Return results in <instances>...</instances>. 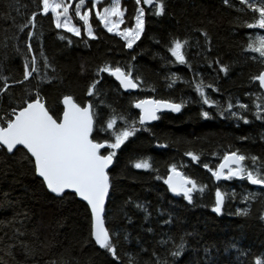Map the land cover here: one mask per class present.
Masks as SVG:
<instances>
[{"label": "trees", "instance_id": "obj_1", "mask_svg": "<svg viewBox=\"0 0 264 264\" xmlns=\"http://www.w3.org/2000/svg\"><path fill=\"white\" fill-rule=\"evenodd\" d=\"M13 1L0 0V57L4 55L7 57L6 50L9 51L7 43L3 44L2 38H12L16 44L22 40L23 33L28 31L36 35L43 34L46 53L60 73L66 76L64 68L79 72V78L75 77V82L65 77L71 82L70 86L68 85L70 89L66 90H72L74 93L85 92L92 67L111 56L122 55L121 45L114 41L95 19V9H93L92 23L98 39L89 40L83 35V38L76 42L77 47L70 50L53 40V35L58 29L55 28L51 15L44 16L39 14L40 10L33 8L39 4V0H15V9L11 6ZM108 1L100 0L99 9L102 10ZM123 5L127 10V20L131 21L137 5L134 0H124ZM86 6L91 7L89 0H86ZM166 11L167 17L159 23L149 25L147 31L149 38L140 41L143 54L139 55L137 64L144 76L151 81L157 80L155 74L159 72L163 38L186 34L190 41H199L197 44L192 42L193 53L202 58L207 54V47H212V52L210 51L212 61L215 59L213 57L218 55L220 61L230 66V79L226 84L235 82L237 87L235 89H241L243 100L245 97L243 93L246 92L242 88L247 84V75L253 72L242 52L245 34L243 24L248 20V15L233 12L220 0H169ZM33 12L38 13L34 28L29 26L23 32L14 29L18 15H27L28 20ZM73 21L80 25L75 17ZM193 30H197L199 37L191 34ZM200 30H206L209 34L211 40L209 46L201 39ZM9 60L8 62L2 60L6 65L5 68L11 75L19 77L20 66L17 57L11 54ZM218 69L219 67L214 64L212 72L216 77H221L222 73ZM26 85L28 88L27 83ZM23 86L17 84L11 87V93L20 98L24 92ZM66 90L59 85V82L46 85L44 93L47 101L51 103L50 109L53 112L60 114L61 108H58L57 103L65 95ZM175 95L176 93H170V97ZM111 98L114 99V96H110L109 100ZM189 110L176 117L164 115L154 126L151 134L139 136L129 142L119 153L117 164L109 170L112 188L106 201V227L121 233V238L116 241L120 260L116 262L94 242L86 243L90 229V212L85 203L74 195L60 199L48 193L40 179L32 175L33 165L23 159L22 154L17 156L0 154L1 179H5L3 174L5 175L6 172L12 174L11 177L6 176L7 182H0L1 264H53V262L55 264H129V257H135L137 264H146V258L139 253L136 240H140L146 246L151 240L147 238L148 235L143 229L142 219L135 205L146 200L154 205L160 194L164 197L166 194L147 174L132 171L127 165L129 159L144 152H151L155 163L163 167L177 152L187 148L210 150L214 145H231L234 136H244L247 131L246 128L233 129L229 126L233 124H225L221 120L218 123L202 122L197 114L192 112L190 114ZM254 137L255 139L252 140L258 139ZM155 141L166 142L168 149L158 151L151 148ZM185 172L204 177L201 172H194L187 166ZM238 191L240 192V189ZM246 194L242 193V195ZM25 195H30V199H24ZM177 218L174 220L175 225L170 230V235L177 240L185 235L193 244V247L188 248L182 255L181 264H202L205 260L202 244L212 245L211 242H214L220 248L229 235L237 239L236 243L244 239V243L247 241L251 244L260 243L264 247V233L254 213L237 220L222 221L207 212L181 210ZM16 229H20L23 235L17 237ZM125 234L128 235L127 240L123 239ZM21 242L28 246L31 255L19 247ZM13 245L14 247L10 248ZM214 264L217 262L214 261ZM219 264L230 263L224 261L220 255Z\"/></svg>", "mask_w": 264, "mask_h": 264}, {"label": "snow or ice", "instance_id": "obj_2", "mask_svg": "<svg viewBox=\"0 0 264 264\" xmlns=\"http://www.w3.org/2000/svg\"><path fill=\"white\" fill-rule=\"evenodd\" d=\"M89 2L91 7L82 11L86 6V0H79L75 5L74 13L70 14L73 5L66 0H39V14L48 16L51 13V19L56 29H63L64 32L77 38L81 37L83 29L89 40H96L98 36L92 23L93 9H96L95 19L103 29L107 33L119 37L124 42V47L133 49L145 31V9L138 7L134 23L122 28L121 26L126 23L127 10L121 6V0H112L111 4L103 7L102 10L98 7L100 0H89ZM141 2L142 0H135L138 6L141 5ZM223 2L229 7H234L230 0H223ZM238 3L241 7L236 8L237 12L250 10L253 14L252 21L245 22L243 27L264 30V0H238ZM143 4L154 6L153 14L155 16L165 15L164 0H143ZM37 14V12H33L27 22L20 26L21 32L29 26L35 27ZM74 17L82 22L80 26L73 22ZM201 35L210 43L207 32L202 31ZM33 37L34 33L28 31L26 45L28 53H33L31 43ZM59 38L65 39L62 35ZM68 43L71 44L72 41L69 40ZM188 46L190 45L187 39L175 38L167 49L171 58L174 59L165 57H161V59L166 60L167 64L185 65L189 71H192L193 67L187 59L185 51ZM16 51L19 52V48ZM207 51L210 52L211 48H208ZM243 51L258 54V62L264 66V35H249ZM39 55L43 60L44 69L52 67L42 50V45ZM132 59L135 60V57L133 56ZM251 59L257 61V56L253 55ZM213 63L219 65L220 73L228 75L229 65L222 64L219 59ZM208 67H212V64H208ZM23 69V79L15 83L23 84L25 81H29L34 73L40 76L41 68L35 54L30 60L25 58ZM52 71L55 73V68ZM101 73H107L109 77L114 78L118 82V87L125 93L131 94L132 91L141 89L144 84L139 76H134L131 65L125 68L119 64L115 66L106 64L98 69L96 75L99 77ZM40 79L50 84L56 79V76H49L45 72ZM101 79L102 77L95 79L89 85L86 95L92 99L86 104L82 105L73 96L65 95L62 101V114L53 112L47 106L46 101L41 98L39 89L34 95L29 91L26 98L14 105L9 104L10 110L5 109L0 114V154L6 156L22 154V158L33 165L35 175L41 178L46 189L55 197L64 199L68 195H74L86 202L90 209V229L86 243L94 242L100 249L110 254L112 260L116 262L120 260L116 241L121 238V233L106 227V201L112 188L108 170L113 165L114 158L122 146L131 138L136 137L138 133L149 132L148 125L161 119L159 113L165 110L180 113L187 103H199L201 105L199 115L204 120H211L218 116L221 119L236 121L237 127H239L241 121L245 125L250 124L252 121L248 116L251 115L256 121L264 124V92L248 93L252 99L251 105L232 99H229L226 104H222L213 99L206 91V89H211L213 92H219V88L212 83H205L200 73H194L193 79L189 81H184L176 73H169L165 77L167 87H175L178 81L186 83L196 94L198 100L189 97L187 101L181 100L177 103L172 100L137 98L130 102L127 110H116L106 105L100 98L102 93L97 86L101 84ZM251 82H258V88L264 90V70L251 77ZM9 87L7 82L0 87V97H4ZM102 106L108 108V111L104 112ZM204 106H207L208 110H205ZM131 109L139 111L133 113ZM101 133L104 135L101 136ZM242 139L247 140L248 137L245 136ZM157 146L168 147L167 144ZM184 155L190 158V162L201 164L216 182L215 201L211 210L217 215L222 214L226 200L236 197L234 191H222L220 182H247L249 185L264 189V161H261L256 155L249 156L241 153L238 149L226 150L220 155L219 163L215 166L202 161L201 156L193 151H186ZM131 167L157 173L155 179H162L163 183L167 185V191L173 196L182 197L188 205H195L196 195L204 193L208 187L186 175L177 164H171L168 167L166 178L158 174L159 170L154 167L149 158H137L131 163ZM261 195L264 193L249 191L242 199L244 202L255 201ZM135 207L146 211L142 204L137 203ZM236 214L247 217L250 215V209H237ZM259 219L264 221V214ZM129 222H131L130 218ZM171 223V217L164 221V224ZM16 234L17 237L23 235L20 229H16ZM123 239L127 240L128 235L125 234ZM157 244L163 250V255H158L153 251L154 259L151 264H179L180 258L187 249L185 236H181L177 240L174 236L162 234ZM20 246L29 255L32 254L26 244L21 242ZM232 247L235 245L233 244ZM242 254L248 255V253ZM204 256L205 260L202 264H214L210 259V248H204ZM129 264H137L135 257H129ZM254 264H264V254L257 256Z\"/></svg>", "mask_w": 264, "mask_h": 264}, {"label": "rangeland", "instance_id": "obj_3", "mask_svg": "<svg viewBox=\"0 0 264 264\" xmlns=\"http://www.w3.org/2000/svg\"><path fill=\"white\" fill-rule=\"evenodd\" d=\"M123 1L121 0V6L125 9V6L123 5ZM135 1V0H134ZM169 0H164L165 5H166V10H167V2ZM66 2L71 3L73 5V8L70 9V14L74 13V8L75 5L79 2V0H66ZM112 0H109L108 3L104 6L107 7L111 4ZM220 2L225 6L230 8L233 12H237L236 8L241 7L238 3V0H230V2L234 5V7H229L227 5L224 4L223 0H220ZM17 3H19L17 1ZM12 8L15 9V0L12 3ZM138 7H143L145 9V31L141 36V39L139 41H137L136 45H134L133 49H127L126 47H124V42L119 38L114 36L113 34L108 33V35L114 40L117 41L121 46H120V50H121V56H111V58L105 59L103 60L101 63L95 65L94 67H92V72L90 74V80L88 83V86L85 90V92H78V93H74L72 90H66V89H70V81L68 82L65 77H68V79H71L75 82V77L79 78V72L78 70H71V69H63L65 70V77L64 75H62L60 73V70L57 69L56 65L53 63V61L48 57L47 53H46V45H45V39H44V35L43 34H39L36 35V33H34V37L33 40L31 41L32 45H33V53H28L27 52V32L23 33L22 35V40L19 41L18 43L15 44V41L12 40V38L8 39V37L6 38H2L3 44L7 43L8 46V50H6V53L8 54V56L6 57L1 56L0 57V87L3 86V84L5 82H7L10 87L8 92L4 95V97H0V114H2L3 110L7 109L10 110V108H8L9 104L14 105L15 103L19 102L21 99H24L27 97L28 92L30 91L33 95L35 94V92L39 89L40 93H41V98L43 100L46 101L47 106L50 108L51 103H49V101H47L45 93H44V89L46 87V85H48L49 83H47L46 81H42L40 79V77H42L44 75L45 72L48 73L49 76L55 75L56 79L52 82V83H58L59 85L63 86V89L66 90L65 95H71L73 96V98L78 102L83 104H86L89 100H91L92 98L88 97L86 95L87 89L89 87V85L93 82V80L95 79H101V84L98 85L97 87L100 89L102 95H101V99L104 100L106 105L111 106L112 108H115L116 110H127L129 107V104L131 101H133L134 99L137 98H155V99H168V100H172L174 102H181V100H185L187 101L189 97H192V99L194 100H198V97L196 96V94L193 92V90L188 87V85L186 83L183 82H177L176 86L173 88H169L167 87V81L165 80V77L169 74V73H176L178 76L182 77L184 81H189L191 79H193L194 73L198 72L200 73V75L203 77L205 83H212L215 87L219 88V92H213L211 89H206V91L208 92V94L215 100H217L218 102L222 103V104H226V102L229 99H232L233 101L235 100H239L242 103H248V104H252V99H250L248 93H259V92H264L263 90L258 88V82H251V77L257 75L259 73V71H261L262 69H264V66L261 65V63L258 62L259 58H258V54H254V53H247V52H243V56L247 58L249 65H250V69H252V74L251 75H247L246 79H247V84L242 88L246 93H243V95H245V97L241 98V89H235L237 87H235V82L234 83H227V81L230 79V75L228 73V75L226 76L224 73H222L221 77H216L215 73L212 72L214 69V64L213 61H215L216 59H219V56L216 55L213 58H215L212 61V55L211 53L207 51V54L200 58V56L196 53H193L191 51V44L194 41H190L189 36H187L186 34H178V35H172V36H167V38H163V44H162V54L160 56V64H159V72H157L155 75L157 76V80L155 79L154 81L150 80L149 78H146L144 76V74L141 72V70H139V65L137 64V59L139 57V55L143 54L141 45H140V41H143L145 38H149V36H147L148 34V28L149 25L152 23H159L161 20H163V18L167 17V11L165 10V15L163 16H155L153 14L154 12V6H149V5H144L141 2V5H137ZM34 9L39 10L38 5H35L33 7ZM87 6H85L83 10H87ZM137 8L135 11L134 16L137 13ZM103 9V8H102ZM96 11V9L94 10V12ZM244 14L248 15V20L246 22H251L253 19V14L251 13L250 10H246V12H241ZM17 14V12H16ZM51 16L52 14L49 13ZM29 15V14H28ZM134 16L132 17L131 21L127 20V11H126V16H125V20L126 23L125 25H122L121 27H125V26H131L134 23ZM27 15H18V19L17 21L14 23V29H20V26L23 25V23L27 20ZM78 20V18H76ZM53 21V20H52ZM74 22V21H73ZM54 23V22H53ZM80 24L82 22H79ZM55 25V24H54ZM80 26V25H78ZM100 27L103 29L102 25H100ZM245 34H244V45H243V49L246 47L247 45V40H248V36L249 35H256V34H260V35H264V30H259V29H247L245 28ZM105 30V29H104ZM106 31V30H105ZM207 32L206 30H200L199 31V35L201 37V39L205 40L204 36L201 35V32ZM194 34V36H198V32L197 30H193L191 32V34ZM208 34V33H207ZM64 36L65 39L61 40L59 37L60 36ZM83 35L86 36V33L84 32V30L82 29V35L80 38H77L75 36H72V34L70 33H66L64 32L63 29H58L57 33L53 35V40L57 43H59L60 45H63L65 48L67 49H75L76 46V42L80 41L81 38H83ZM87 37V36H86ZM199 37V36H198ZM209 37V34H208ZM175 38H179L181 40H185L187 39L189 41V45L188 47H186L185 51L187 53V59L189 60V62L191 63L193 70L189 71L188 67L185 65H176V64H167L166 60L161 59V57H165L167 59H174L171 58L170 53L167 51L170 42L175 39ZM7 39V40H6ZM71 40L72 43L69 44L68 41ZM97 40V39H96ZM210 40V38H209ZM6 41V42H5ZM211 41V40H210ZM196 44L199 41H194ZM206 42V45L209 46L210 43ZM41 45H42V50L44 51V53L46 54V56L48 57L49 61L51 62L52 67H49L47 69H44L43 67V60L41 59L39 53L41 51ZM19 48V52L16 51V49ZM208 49V47H207ZM211 52H212V47H211ZM11 54H14L17 57L19 66H20V75L19 77H15L13 75H11L9 73V71H7V69L5 68V64L2 61L3 59L5 60V62L10 61L9 60V56ZM35 54L37 56V60L39 62L41 71H40V76H37L35 73L33 74V77H31L29 79V81H25L22 85H24V92L23 95L20 96V98H18L16 95L11 93V87L17 85L18 83H15L16 81H20L23 79V65H24V61L25 58L27 57V59H31L32 55ZM256 55L257 56V61H253L251 59V56ZM135 57V60L132 59V57ZM221 60V59H219ZM222 64L227 65L226 63H223L221 61ZM111 65V66H115L117 64H119L122 67L127 68V66L131 65L133 68V74L134 76H139L143 81L144 84L142 86L141 89L138 90H134L131 92V94L129 93H125L123 89H120L118 87V83L112 78L109 77L107 75V73H101L100 76L98 77L96 75V73L98 72V69L100 67H103L105 65ZM208 64H212V67H208ZM217 65V64H216ZM219 67V65H217ZM55 68V73H53L52 69ZM63 72V71H62ZM60 73V74H59ZM151 78V77H150ZM28 84V88L27 85ZM78 83V81H77ZM51 84V83H50ZM69 85V86H68ZM27 88V90H26ZM152 89H155L154 91ZM169 93V94H168ZM170 93H176L175 96L170 97ZM110 96H114V99L111 98L109 100ZM58 108H61L60 102L57 103ZM205 110L207 109V106H204ZM102 109L104 112L108 111V108H104L102 106ZM190 111L193 114H197V117L200 119V121L202 122H213V123H218L220 120L224 121L225 124H233V125H229L231 127H233V129H239V128H246V134L244 136H239L236 135V137L234 136V140L233 142L230 144H225V145H214L213 147L210 148V150H205V149H192V148H187V150H183L180 152H177L176 154H174L175 156L168 161L163 167L157 165L155 163L153 154L151 152H144L140 155H135L133 157H131L127 163L128 167L135 172H139V173H144L147 174L150 178H152L153 182L156 183L157 185H159L162 189H163V193L166 194V197L161 196V194L159 195V197H157V200L154 202V205H152L151 201L146 200L143 203H140L142 205L145 206L146 211L145 210H141V209H136V211L140 214L141 219H142V226L143 229L145 230V232L148 235V239L149 241L151 240V242H148V246H146L145 244H142L140 242V240H136V246H138L139 248V253L141 255H143L146 258V264H151V262L153 261V256H152V252L155 251L158 255H163V250L158 247V240L161 239L162 234H168L170 235V230L174 227L175 222L174 220L177 218V214L178 212H180L181 210H187L189 212H207L213 216L216 217V219L218 220H237L240 218H244V216H240L237 215V209H244V208H248L250 209V215L251 216L254 213V216L257 220V223L259 225V227L263 230L264 233V221L260 220L259 217L264 214V195H261L260 198H258L255 201H248V202H244L242 197L244 195H242V193H248L249 191H257V192H262L264 193V189H260L259 186H249L247 182H240V181H232V182H220L221 183V189L222 191L225 192H232L234 191L236 193V197L234 199L231 200H226L225 202V206L223 208V212L220 215H217L215 213L212 212V207L214 206V201H215V185L216 182L214 181V179L211 178V174L208 173L206 171V169H204L202 167L201 164H195L190 162V158L185 156L184 153L186 151H193L197 154H199L201 156L202 161L204 162H208L210 163L212 166H215L217 163H219V158L220 155L223 154L224 151L226 150H239L241 153L247 154L249 156L251 155H256L258 156L261 161H264V124H262L260 121H256L251 115L248 116V118L252 121L250 124H243V122H239V127H237V122L233 121V120H227V119H221L218 116L215 117L214 119L211 120H204L203 118H201V116L199 115L200 111H201V105L199 103H187L186 106L182 109V111L180 113H173V112H165V113H159V115L161 116V119L158 121H154L153 123H150L148 125L150 131L149 132H141L138 133L136 137H133L130 139L129 142H132L133 140H136L137 138H139V136H145V135H149L152 133V129L154 128V126L156 124H158L164 115H170L172 117H176L178 115L184 114L186 112V110ZM131 111L133 113H138L137 109H131ZM212 111V110H210ZM253 132H255V134H253ZM101 136H103L104 134L101 133ZM253 135V136H252ZM248 137L247 140H243L242 137ZM256 136L258 139L257 140H252L255 139ZM203 138V137H202ZM199 139V137L197 138V140ZM127 142L124 146H122V148L118 151L117 156L114 158V165L117 164V161L119 160V153H121V151L124 149V147L129 143ZM167 144L166 142H161L158 143V141H155L152 145L151 148L155 149V150H166L167 148H163V147H158L157 145H164ZM259 144V145H258ZM168 145V144H167ZM255 150V151H253ZM10 156V155H9ZM149 158L150 161L154 164V167L156 169L159 170V173L162 177L166 178V171L168 169V167L171 164H177L178 167L180 168L181 171L185 172V168L190 167L194 172H201L202 176H204L203 178H201L200 176H195L193 174H189L186 173V175H188L189 177L195 179L196 181H198V183L203 184V185H207L208 187L206 188L205 192L202 194H197L196 195V203L195 205H188L187 202L185 200H183L182 197H176V196H172L170 194V192L167 191V185H165L163 183V180H156L155 179V175L157 173L154 172H145L144 170H137L131 167V163L137 159V158ZM182 165V167H180ZM11 173L6 172L5 175L3 174V177L6 176L7 177H11ZM32 175H35V173H33ZM2 174H0V182H7L8 180H5L4 178L1 179ZM36 176V175H35ZM41 181V180H40ZM42 183V182H41ZM240 187V192L238 191ZM24 199L29 200L30 199V195H25ZM150 213V215H149ZM161 213H163V215H161ZM169 217L172 218V223L171 224H164V221L166 219H168ZM184 214L180 217L181 220L183 219ZM248 217V216H247ZM178 219V218H177ZM149 229H151V231H149ZM141 231V230H140ZM185 236V235H182ZM187 249L193 247L192 242L187 239ZM236 238L232 235H229L226 240H224L223 244H221L220 248L217 247V245L214 242H211L212 245H207L205 243L202 244V248L204 249L205 247L210 248L211 250V257L210 259L217 262V264H219V259H220V255H222L224 261H228V263L230 264H254V260L257 256L264 254V247L261 246L260 243L258 244H251L250 242H246L244 243V239H240L239 242L236 243ZM257 242V241H256ZM16 244H18L17 242H15ZM141 243V244H140ZM235 245V247H232V245ZM22 250H24L21 246H19ZM147 251H144V250ZM186 249V250H187ZM221 252V254H220ZM242 253H248V255H243ZM182 258V257H181ZM181 258L179 261V264H181ZM2 263L1 259H0V264Z\"/></svg>", "mask_w": 264, "mask_h": 264}, {"label": "water", "instance_id": "obj_4", "mask_svg": "<svg viewBox=\"0 0 264 264\" xmlns=\"http://www.w3.org/2000/svg\"><path fill=\"white\" fill-rule=\"evenodd\" d=\"M114 79V78H113ZM117 82V81H116ZM118 83V82H117ZM264 91V90H263ZM64 97V96H63ZM63 97L60 99V105H61V113L60 114H62V108H63V103H62V101H63ZM165 100V99H164ZM139 111V110H138ZM165 112H171V111H168V110H165V111H163L162 113H165ZM154 122V121H153ZM153 122H151V123H153ZM114 163V162H113ZM112 166L113 165H111L110 166V168H109V170L112 168ZM108 170V171H109ZM38 177V176H37ZM39 178V177H38ZM40 180H41V178H39ZM43 184V183H42ZM43 186H44V188H45V190L48 192V193H50L47 189H46V186L43 184ZM51 195H53V196H55L54 194H52V193H50ZM172 195V194H171ZM173 196V195H172ZM77 199L78 200H80L78 197H77ZM81 201V200H80ZM83 203H85V205H86V202H84V201H82ZM87 206V205H86ZM89 209V208H88ZM89 212H90V209H89Z\"/></svg>", "mask_w": 264, "mask_h": 264}]
</instances>
